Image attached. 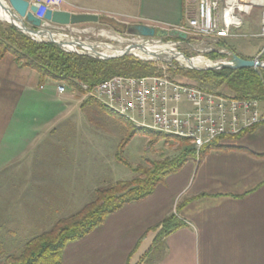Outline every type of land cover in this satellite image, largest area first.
Segmentation results:
<instances>
[{"label":"crops","instance_id":"0c3cea01","mask_svg":"<svg viewBox=\"0 0 264 264\" xmlns=\"http://www.w3.org/2000/svg\"><path fill=\"white\" fill-rule=\"evenodd\" d=\"M241 2L264 6V0ZM197 5L198 0H64L62 10L177 28ZM59 83L41 84L38 72L20 66L11 54L0 61V181H5L0 190L7 193L0 226L39 225L62 205V180L71 181L73 190L79 180L89 192L98 188L88 186L87 162L79 171L84 178H78L82 165L70 151L77 146L53 135L79 102L73 89L60 94ZM217 143L221 148L190 158L150 196L68 243L62 264H136L172 214L179 226L150 250L149 264H264V123ZM73 199L66 207L78 203Z\"/></svg>","mask_w":264,"mask_h":264},{"label":"rangeland","instance_id":"374dc122","mask_svg":"<svg viewBox=\"0 0 264 264\" xmlns=\"http://www.w3.org/2000/svg\"><path fill=\"white\" fill-rule=\"evenodd\" d=\"M222 8L224 6H221L218 10L220 13L222 12ZM238 13L243 18V26L235 30L239 36L216 38L189 33L188 38L190 40L188 42L162 37L160 38V42H150L148 43V45H151L150 47H144L145 49H150L154 48L152 45H156L155 47L167 46L169 49L181 52L189 58H203L211 62V65L202 64L198 66L200 68H207L208 66L217 64V62L230 60L232 55L236 54L221 45V42L225 40L227 45L232 46L239 54L264 61L261 59L264 50V36L262 35L264 6L245 5ZM0 22L11 24L1 17ZM131 24L133 22L127 18L101 14L100 20L97 23L76 24L72 25L70 29L65 30L55 27L46 29L53 34L56 40L73 41L75 44L73 46L80 51H95L97 53L104 52V54L117 55L130 45L139 44L137 43V39H135L137 37L129 31ZM162 29L170 31L172 27H164ZM40 40L47 41V38L41 37ZM61 48L65 50L64 47ZM213 51L226 53L228 56L211 59L208 54ZM142 53H144L142 50L136 49L133 50V54L131 55L140 60L152 61L157 65L159 73L150 76H165L178 83L197 86L193 80L172 73L177 67L192 69L188 67L187 62L184 60L162 62L149 59L151 56ZM75 92L78 94L79 102H77L76 106H73L72 113L61 119L57 124L56 132L53 135L56 140H60L70 148L77 146L76 149L72 148L70 151L77 153L79 165L85 162L88 163L86 171L92 173L89 177L91 181L88 183V186L90 184V186L94 185L97 188L114 184L119 180H131L137 176L138 167H150L152 162L164 160L165 158H174L182 151L183 147H181L180 140L176 138H183L167 135L150 128H139L127 117L110 110L98 98L85 96V92ZM224 92L226 94L222 93L223 96H229L227 90H224ZM88 99H92V101L87 102L83 106L82 104ZM179 105L181 109L194 107L193 103L186 100L182 101ZM131 134L133 135L131 136ZM50 140H53V138ZM215 142H220V140ZM189 146L194 148L190 141ZM199 152L196 150L194 159H197ZM81 167H84V165L78 167V178H84L85 176L79 172ZM10 171L11 168L3 171L2 174L10 173ZM80 181L76 182V188L73 190L70 187L71 181L62 180L60 199V204L62 205L58 206L57 203L56 211L45 214V220L39 223L40 226L31 223L27 225L21 224L19 229L11 230L5 221L0 226V243L3 245L5 254L9 255L20 252L30 239L49 230L60 219L75 214L93 200L95 189L89 192L87 186L85 187V184ZM2 185H5V181H0V186ZM6 194L4 190H0V205L7 198ZM72 197L78 203L74 206L66 207V205H69L66 202L69 201L70 203ZM146 257L145 264H149L151 257L150 255H146Z\"/></svg>","mask_w":264,"mask_h":264},{"label":"trees","instance_id":"16d2710c","mask_svg":"<svg viewBox=\"0 0 264 264\" xmlns=\"http://www.w3.org/2000/svg\"><path fill=\"white\" fill-rule=\"evenodd\" d=\"M163 37L183 42L190 40L189 36L187 39L171 34ZM221 45L244 59H253V57L237 53L232 46L227 45L225 40L221 42ZM6 54H11L20 66L37 71L41 84L50 79L65 83L70 89L80 93L85 92L81 84L94 87L114 76H150L159 73L157 65L152 61L140 60L132 55L97 59L67 52L53 42L33 39L16 26L0 22V61ZM208 56L211 59H217L228 55L213 51ZM261 59L264 60V50ZM172 73L193 80L198 88L207 92L222 94L225 93L224 90H227L228 94L236 99H258L264 103V67L238 69L224 67L200 70L177 67ZM89 101L92 99H88L82 105ZM255 128L256 126L246 129L239 135ZM176 139L180 140L183 147L180 154L174 158L152 162L150 167H138L137 176L131 180H119L114 184L98 187L93 200L75 214L60 219L49 230L30 239L20 252L6 255L0 243V264H62L63 251L68 243L85 237L100 227L109 215L125 205L150 196L160 183H163L169 175L178 172L190 158L196 155V150L189 146V140ZM218 148H221V145L213 142L203 147L198 157ZM161 225L162 229L153 246L136 264H144L150 250L165 235L174 231L179 223H177L176 215L172 214Z\"/></svg>","mask_w":264,"mask_h":264},{"label":"built area","instance_id":"2783aa9c","mask_svg":"<svg viewBox=\"0 0 264 264\" xmlns=\"http://www.w3.org/2000/svg\"><path fill=\"white\" fill-rule=\"evenodd\" d=\"M30 1L38 7L35 16L43 20V28L55 27L65 30L72 27L44 19L48 9L62 10L64 0ZM230 1L198 0L196 11L189 14L187 23L177 29L188 35L194 33L216 38L239 36L235 30L243 26V18L238 11L245 5L252 4L241 0H234L231 4ZM221 6L224 8L220 13L218 10ZM262 25L264 36V15ZM152 26L164 28L159 25ZM135 36L137 43L149 47L151 45H148V42L161 41L159 37ZM61 41L67 52H86L78 50L73 44H67L68 41ZM81 87L85 96L96 97L110 106L125 110L132 115L136 123L154 124L158 126L159 132L164 134L167 131H181L184 133V139L189 140L198 152L217 140H229L246 129L264 123V103L258 99L240 100L230 95L223 96L220 93L204 91L197 86L172 81L165 76H114L94 87H88L86 84H81ZM68 89L65 83L60 82L57 85L60 94ZM184 100L193 103L194 107L181 109L179 104Z\"/></svg>","mask_w":264,"mask_h":264},{"label":"water","instance_id":"95a60500","mask_svg":"<svg viewBox=\"0 0 264 264\" xmlns=\"http://www.w3.org/2000/svg\"><path fill=\"white\" fill-rule=\"evenodd\" d=\"M0 6L2 9L11 14L12 20L7 21L19 28L22 32L31 36L33 39L40 40L41 37H45L47 38V41L53 42L60 47L63 46V43L59 40H56L49 30L43 28V20L35 16V12L37 11L38 7L30 0H0ZM44 19L59 25H76L83 23H97L100 20V15L98 13L91 12H71L67 10L53 11L48 9L45 13ZM129 31L133 35L146 38H162L167 34L178 36L181 39H187L188 37V34L186 32L181 31L177 28H172L170 31H168L162 28H156L155 26L145 23H133L129 26ZM136 49H140L147 55L151 56L149 57V59H155L162 62H170L173 60L180 61L181 59H183L185 62H187L188 67L192 69H221L224 67L238 69L242 67H264V61H260L258 59L248 60L241 58L237 54H233L230 60L217 62V64L208 66L207 68H200L192 63L193 58H189L181 52H176V54L174 55L166 56L161 52L154 53L148 49H145L142 44L130 45L117 55L102 54L95 51L81 53L77 50H73V52L92 56L97 59H111L131 55L133 54V50Z\"/></svg>","mask_w":264,"mask_h":264},{"label":"bare ground","instance_id":"6f19581e","mask_svg":"<svg viewBox=\"0 0 264 264\" xmlns=\"http://www.w3.org/2000/svg\"><path fill=\"white\" fill-rule=\"evenodd\" d=\"M247 1V0H246ZM231 4L234 2V0H231L230 1ZM262 2V1H261ZM0 17L5 19V20H12L11 18V14L7 11H5L4 9L1 8L0 6ZM66 36V35H65ZM69 36V35H68ZM70 37V36H69ZM59 40V39H58ZM69 40V39H68ZM60 41V40H59ZM62 42V41H60ZM65 42V41H64ZM67 44H74V42H66ZM79 43V42H78ZM82 43V42H81ZM149 43V42H148ZM143 46H147V45H144L142 44ZM156 46V45H155ZM154 48H150L148 50L154 52V53H163L164 55L166 56H169V55H174L176 54V52L174 50H171L169 49L168 47H165V46H157ZM89 49V48H88ZM108 51V50H106ZM122 51V50H121ZM144 54V53H142ZM143 56H146V55H143ZM183 60V59H181ZM192 63L195 65V66H199V65H202V64H207V65H211L212 63L203 59V58H195L193 59ZM187 64V63H186ZM104 104L106 105V107H108L110 110L120 114V115H123L125 117H127L128 119H130L137 127L139 128H150L152 130H155V131H158L159 132V129H158V126H154V124H147V123H136V121H134V118L132 117V115H130V113L126 112L125 110H121V108L117 107V106H110L108 105L107 102H104ZM167 135H173V136H177V137H183L184 138V133H182L181 131H167L166 133Z\"/></svg>","mask_w":264,"mask_h":264}]
</instances>
